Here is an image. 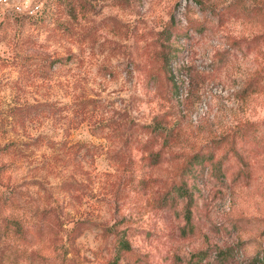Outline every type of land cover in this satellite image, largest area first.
Returning <instances> with one entry per match:
<instances>
[{
    "label": "rangeland",
    "instance_id": "obj_1",
    "mask_svg": "<svg viewBox=\"0 0 264 264\" xmlns=\"http://www.w3.org/2000/svg\"><path fill=\"white\" fill-rule=\"evenodd\" d=\"M2 7L0 264H264V0Z\"/></svg>",
    "mask_w": 264,
    "mask_h": 264
},
{
    "label": "trees",
    "instance_id": "obj_2",
    "mask_svg": "<svg viewBox=\"0 0 264 264\" xmlns=\"http://www.w3.org/2000/svg\"><path fill=\"white\" fill-rule=\"evenodd\" d=\"M120 249L121 251H129L130 250L129 244L127 242H122L120 244Z\"/></svg>",
    "mask_w": 264,
    "mask_h": 264
},
{
    "label": "built area",
    "instance_id": "obj_3",
    "mask_svg": "<svg viewBox=\"0 0 264 264\" xmlns=\"http://www.w3.org/2000/svg\"><path fill=\"white\" fill-rule=\"evenodd\" d=\"M4 21V11L2 7V0H0V24Z\"/></svg>",
    "mask_w": 264,
    "mask_h": 264
}]
</instances>
